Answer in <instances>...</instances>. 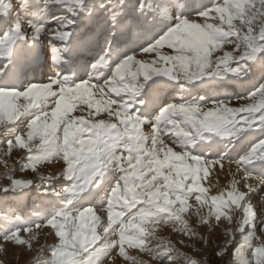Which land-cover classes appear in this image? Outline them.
I'll return each mask as SVG.
<instances>
[{"label": "snow or ice", "instance_id": "6c2138e0", "mask_svg": "<svg viewBox=\"0 0 264 264\" xmlns=\"http://www.w3.org/2000/svg\"><path fill=\"white\" fill-rule=\"evenodd\" d=\"M48 55L56 70L33 79ZM0 61V136L9 152L24 150L22 168L39 178H10L0 192L22 201L35 188L49 202L43 215L0 214V236L30 250L33 227L43 222L57 238L29 264H104L116 250L135 262L126 247L159 264H202L155 234V226L172 223L195 238L184 215L193 198L208 207L207 216L198 208L196 215L212 231L222 219L232 222L225 209L242 212L216 256L264 264V241L255 243L264 209L252 203L264 193V0H0ZM228 81L249 85L236 99L250 102L232 107L219 93L193 95ZM21 98L27 103L17 105ZM77 104L86 115L71 114ZM232 153L240 180L209 195L207 167ZM56 159L64 163L58 174L38 172ZM100 193L106 221L82 206Z\"/></svg>", "mask_w": 264, "mask_h": 264}, {"label": "rangeland", "instance_id": "374dc122", "mask_svg": "<svg viewBox=\"0 0 264 264\" xmlns=\"http://www.w3.org/2000/svg\"><path fill=\"white\" fill-rule=\"evenodd\" d=\"M204 3H215V0H203ZM234 47V44H225L224 50L231 51ZM162 51L168 52L169 49L165 48ZM214 55H222V52H217ZM145 59H151V56H144ZM3 63V61H0ZM56 69H52V61L50 55L43 58V64L40 68L36 69L33 72H30L29 75L33 79H42L46 78L53 74ZM99 83H103L101 79ZM251 91L249 85H238L232 81H228L227 83L211 86L208 89H197L193 92V95H213L216 93L221 94V98L230 100V106L238 107L241 103H248L250 101L244 99H236V96L239 95L241 97H246L248 92ZM173 96L178 97L181 95L179 91L172 93ZM177 102H179L177 100ZM17 105L27 103V101L21 98L20 100L15 101ZM50 105L54 106V102L50 101ZM46 111H51L50 107L45 108ZM158 111V109H157ZM72 115H86V110H84V106L81 104H77L74 108ZM98 118L106 119V113H101ZM26 131V129H24ZM143 131L147 134L151 132V126L145 125L143 126ZM165 143L169 146H172L174 150L181 151L176 144L173 143L172 139L169 137H164ZM34 143H39L38 138L34 141ZM209 152V154L205 157L206 161L214 160V157L210 154L209 150H205ZM24 155V150H12L8 151V145L4 142V138L0 136V187L7 185L10 182V178L16 179H32L34 181L39 180L37 173L33 172L29 168H22L21 166V157ZM235 158V153H232L230 156L226 157L219 163H215L211 166L207 167L208 176L202 181V184L205 188L209 190V195H215L219 193L222 189H228L230 187V182L233 179L240 180V173L237 172V168L233 161ZM23 163H27V161H23ZM222 165V167H221ZM64 166L62 160L56 159L47 162H43L37 166V170L41 175L49 176L58 174ZM257 175H259V169H257ZM248 183H255L252 179H249ZM243 181L238 185L242 187ZM54 187L59 190L63 187L62 184H55ZM264 195V193L259 194ZM259 195L253 198V207L259 209H264V201L259 198ZM103 193H100L98 197L89 198L88 202H85L82 206L88 207L92 206L95 209L97 215L101 216L106 221V204L102 202ZM38 202V203H35ZM48 201H41L37 196V192L35 188L28 193L24 199L18 200L14 195L8 194L5 195L3 192H0V214H3L6 210L15 211L16 213H20L24 216H29L35 212H39L41 215L48 208ZM190 204L193 205V210L185 213V218L189 221V223L196 229L198 235L189 239L183 233H178L173 231L174 228L178 227V225L172 223H161L158 226H155V234L158 237H162L165 240H171L177 248H179L182 252L187 253L188 256L193 259L199 260L202 264H235V258L231 257L229 253H224L222 256H216L215 252L220 251L221 248L225 246L226 239L228 238L225 233L229 229H234L238 221L242 216V212L238 209H225L228 211V214L233 217L232 222L230 223L227 220L222 219L219 222L218 227L215 228L214 231L210 230L209 225L202 224L199 222V216L196 215V209H199L200 216H207L208 207H200L197 205L195 199H191L189 201ZM38 205L34 207V205ZM41 204V207H40ZM77 208H80L81 205L77 204ZM18 213V214H19ZM2 223V222H0ZM216 221L213 220V224ZM98 231L102 232V229H98ZM22 235L27 238L26 233H22ZM33 235L34 239H32V248L29 250L27 246H16L11 241H5L2 236H0V264H29L33 258L37 256L40 249L47 248L52 245L56 241V237L54 231L51 230L50 226L41 222V226L39 228L33 227ZM256 235L259 239L255 242L259 244L264 241V233L257 231ZM239 238L237 234V239ZM183 240L185 244H191L193 247H184L179 241ZM157 241L150 242L149 246H154ZM234 245H228L229 252H231ZM127 254L132 257H136L137 260L131 261L124 259L122 256L118 254V250L113 251L111 257L105 259L104 264H159V261L154 260L149 253H145L140 251L138 248L134 247H126ZM246 255L250 258L251 252L247 251ZM50 256V253L45 251L42 253L43 259H47ZM181 264H184L183 260Z\"/></svg>", "mask_w": 264, "mask_h": 264}, {"label": "trees", "instance_id": "16d2710c", "mask_svg": "<svg viewBox=\"0 0 264 264\" xmlns=\"http://www.w3.org/2000/svg\"><path fill=\"white\" fill-rule=\"evenodd\" d=\"M36 203V202H35ZM34 207H36V205H34ZM40 207H41V205H40ZM19 213V212H18ZM20 214V213H19Z\"/></svg>", "mask_w": 264, "mask_h": 264}]
</instances>
